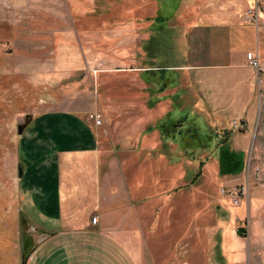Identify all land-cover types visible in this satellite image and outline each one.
Segmentation results:
<instances>
[{
    "label": "rangeland",
    "instance_id": "rangeland-1",
    "mask_svg": "<svg viewBox=\"0 0 264 264\" xmlns=\"http://www.w3.org/2000/svg\"><path fill=\"white\" fill-rule=\"evenodd\" d=\"M256 5L264 16V0H257ZM155 6L151 0H0V264H22V219L26 252L39 245L30 256L34 259L38 255L39 264H96L98 259L101 264H132L119 244L114 253L112 250L100 254L102 260L98 256L90 261L79 255L62 256V246H54L55 256L49 258L46 247H41L45 231L30 221L26 215L29 209H24L21 202L23 168L32 161L24 134L35 116L57 109L79 111L87 118L93 112L103 115L105 110L101 134L109 146L107 155L114 157V176L123 174L122 168L137 176L142 166L155 167L161 172L158 176L167 193L176 192L177 202L163 211L165 223L151 225L160 227L157 238L150 239L157 264H174L175 257L171 263L160 262L159 250L176 247H194V264H230L232 260L233 264H264V86L261 111L251 129L253 140L244 152L246 178L242 182L226 183L229 174H220L218 158L212 151L201 149L184 155L181 148L185 147L175 140L172 148L162 146L178 155L172 162L163 154L148 158L145 144L137 142L143 120L134 119L132 106L148 104L154 89L158 106L162 103L167 112L179 108L184 116L196 122L199 119L191 91L188 89L186 99L184 83L180 89L172 82L169 90L164 86L167 82L161 78L165 74L162 62L152 59L158 49L144 43L150 32L162 42L165 35L170 38L175 32L171 28L160 31L159 22H150L155 19ZM158 6L171 16L172 24L183 19L177 4L158 0ZM125 12L131 17L125 18ZM96 19L100 25L97 29ZM78 20L83 21L80 28ZM128 34L135 37L122 43ZM132 40L135 42L129 46L126 42ZM120 56L130 57L129 64L128 58L121 62ZM174 120L178 125H189V119ZM70 130L69 134L75 127ZM201 163L202 176L194 180ZM152 180V176L147 178V182ZM245 185V193H232L237 186ZM136 189L138 199L151 193V189L143 193ZM122 192L126 195L127 188ZM143 256L142 264H148V253ZM190 262L183 259L175 264Z\"/></svg>",
    "mask_w": 264,
    "mask_h": 264
},
{
    "label": "crops",
    "instance_id": "crops-1",
    "mask_svg": "<svg viewBox=\"0 0 264 264\" xmlns=\"http://www.w3.org/2000/svg\"><path fill=\"white\" fill-rule=\"evenodd\" d=\"M256 4L257 0L182 2L188 14L170 38L165 35L163 42L159 38L160 49L156 52L165 69L161 77L167 82L164 86L169 90L174 84L180 89L184 83V98L189 99V89L201 131H229L227 148L237 153L246 152L251 145V129L255 127L262 106L264 72L259 73L257 68L251 67L247 59V52L252 51L259 53L264 62V16ZM253 6H256L258 20L248 21L243 15ZM130 37L135 35L124 36L122 43ZM152 37L150 32L144 43H152ZM154 41L156 43L157 39ZM133 42L135 40L126 43L130 46ZM119 58L126 62L128 57ZM137 75L146 77L143 73ZM154 93L150 92L153 95L148 104L132 106L134 119L143 120L137 142L145 144L143 148L148 158L162 155L158 149V123L171 114L176 119L188 117L179 108L167 112L165 105L158 106ZM122 119L127 121V117ZM233 119L239 120L240 126L232 125ZM107 120L110 119L107 117ZM26 129L24 138H27L32 161L23 168L21 202L24 209H29L26 215L30 221L46 232L47 238L41 247H46L49 258L55 256L54 246H62V256L79 255L87 261L100 257L102 260L100 254L110 253L119 244L132 264H142L141 259L147 253L148 264H157L150 250L154 244L150 239H154L160 227L151 225L165 223L164 209L177 202L176 192L167 193L161 183L160 170L142 166L136 176L135 172L129 174L122 168L123 174L119 173L117 179L112 169L114 157L107 155L109 146L102 137L101 125H95L79 111H44L35 116ZM123 160L120 157V162ZM104 162L109 165L102 170ZM149 176L153 177L151 182H147ZM244 177L245 166L224 179L228 185H234ZM123 187L127 188L126 195ZM136 187L142 193L151 189V193L138 199ZM96 215L99 220L94 224L92 218ZM145 242L149 245L147 251H144ZM193 248L161 249L160 262L171 263L175 257L177 263L187 259L194 264ZM37 257L29 259L28 264H39ZM233 263L234 260L230 262ZM96 264H101L99 259Z\"/></svg>",
    "mask_w": 264,
    "mask_h": 264
},
{
    "label": "trees",
    "instance_id": "trees-1",
    "mask_svg": "<svg viewBox=\"0 0 264 264\" xmlns=\"http://www.w3.org/2000/svg\"><path fill=\"white\" fill-rule=\"evenodd\" d=\"M188 1L189 0H168L171 6L173 4L174 5L177 4L178 9L181 8L182 14H180V17L183 18L180 21V23L172 24L173 20H171V16L170 15L166 16L160 10L158 6V0H151V2L156 3V6H155L154 15L152 16V18L155 17V19L150 22L151 23H154L155 21L159 22L161 24L160 27L158 28V29H161L160 31H162V29L164 31L169 28L173 30L177 29L178 27L181 26V24L183 23L184 17L188 14L187 13L188 11L186 9H183L182 2H188ZM124 17L129 18L131 17V14H128L127 12H125ZM82 23H83L82 20H78L77 24L79 28L82 25ZM94 27L95 29L100 27L99 22H97V19H96V23ZM155 34H154V37L151 38L152 50L154 47H156V49H160L159 39L157 40L156 43L154 41L156 39ZM171 47L172 45L169 46V49H171ZM153 59L154 60L157 59L159 63L161 62L160 56L155 55ZM169 66L171 67L172 64H170ZM174 119H175L174 116L173 117L169 116L167 119L162 120L158 123V128L160 129L159 144H158L159 145L158 149H160L159 153L163 154L164 156H167L170 159V161L173 162L174 159L177 160L178 155L171 153L169 149L167 148V146H169V148H172V145L176 144L175 140H178L179 141V142L177 141L179 143L178 145L185 147V148H181L182 151H184L183 152L184 155H186L187 153H191V152L194 153L196 150H201V149H205V151L207 150V152L212 151L213 152L212 154L218 158V168H219V172L221 175L237 173L244 169L245 153L244 154L237 153L227 148V142L229 141L228 140L229 131H225L224 132L225 134H220L217 131L213 132L210 129H206L207 131L203 132L201 131L202 126L197 125V122L195 121V119L188 120V117H186V119L184 120H188L189 125L187 126L185 125V122H183L182 124L179 123L178 125ZM178 121H182V120L178 119ZM192 140H194L196 144L198 145L195 146L194 143L192 144L191 142ZM164 144H166L167 146L162 147ZM193 147H196L197 149H193ZM226 154H228V156H226ZM225 156L228 157V159H226ZM108 157L110 158L111 156H108ZM203 164L202 163L199 164L200 165L198 167L199 170L196 171V175L195 177H193L194 180L202 176ZM108 165H109L108 163H105V165H103L102 167V170L108 169ZM189 171L192 172L193 170H189Z\"/></svg>",
    "mask_w": 264,
    "mask_h": 264
},
{
    "label": "built area",
    "instance_id": "built-area-1",
    "mask_svg": "<svg viewBox=\"0 0 264 264\" xmlns=\"http://www.w3.org/2000/svg\"><path fill=\"white\" fill-rule=\"evenodd\" d=\"M255 8L256 6H253V7H249L247 8L243 15L244 19L248 20V21H254V20H258V12L255 11ZM247 59H248V63L251 67L253 68H257L259 73H262L264 72V62L262 61V58L260 56L259 53H254L252 51H249L247 52ZM90 119L92 120V122L97 125V126H100V124L103 123V115L101 113H97V112H93L90 114ZM232 125L234 126H240V121L237 120V119H233L232 120ZM246 185L245 186H237L236 188H234V192L232 193H235L234 195L238 196V194H241V193H245L246 191ZM223 192L226 193V188H223ZM236 202L238 203L239 202V199L236 198L235 199ZM99 220V217L96 215V216H93L92 218V222L94 224H97Z\"/></svg>",
    "mask_w": 264,
    "mask_h": 264
},
{
    "label": "water",
    "instance_id": "water-1",
    "mask_svg": "<svg viewBox=\"0 0 264 264\" xmlns=\"http://www.w3.org/2000/svg\"><path fill=\"white\" fill-rule=\"evenodd\" d=\"M21 171H22V169H21ZM24 225H25V222L22 219V226H23V228H24ZM23 228H22V231L23 232H22V237H21V246H22V259L21 260H22V264H28V261L30 259V256L33 254V252L35 250L38 249L39 245H35L31 251L26 252L25 231L23 230ZM37 229L38 230H41L39 227H37ZM45 234H46V232H45ZM46 238H47V234H46L45 238L41 242H44L46 240Z\"/></svg>",
    "mask_w": 264,
    "mask_h": 264
}]
</instances>
